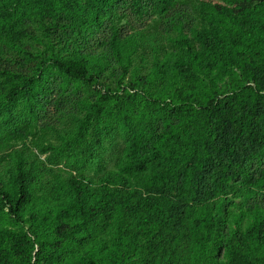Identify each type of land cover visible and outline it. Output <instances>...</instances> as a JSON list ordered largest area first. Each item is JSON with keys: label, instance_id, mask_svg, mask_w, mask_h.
I'll return each instance as SVG.
<instances>
[{"label": "trees", "instance_id": "16d2710c", "mask_svg": "<svg viewBox=\"0 0 264 264\" xmlns=\"http://www.w3.org/2000/svg\"><path fill=\"white\" fill-rule=\"evenodd\" d=\"M173 1L0 0V57L6 47L34 60L14 43L29 23L48 50L30 76L0 68V141L21 134L17 100L31 115L45 102L50 73L63 91H92L60 144L40 147H52L47 164L8 146L0 264H264V204L233 198L264 193V0L254 18L199 2L197 27L183 34L176 20L159 58L153 33L126 28ZM91 39L105 50L89 58ZM148 44L146 74L123 80ZM108 56L120 72L97 89ZM115 131L114 166L86 178L79 168Z\"/></svg>", "mask_w": 264, "mask_h": 264}, {"label": "rangeland", "instance_id": "374dc122", "mask_svg": "<svg viewBox=\"0 0 264 264\" xmlns=\"http://www.w3.org/2000/svg\"><path fill=\"white\" fill-rule=\"evenodd\" d=\"M202 2L208 4L209 6L215 7L218 12H228L230 15H249V17H255L259 14L261 6L259 0H174L171 7L164 13H152L150 15H143L141 19H130V26L126 28V32H131L132 30H137L138 28L141 32L150 37H157V46L159 47V58L163 52L169 51L171 48L170 37L177 35V29L174 26V22L179 20L182 27L181 32L183 34H188L191 30L197 27L198 22V3ZM126 24V18H125ZM26 34L20 37V40L14 42L18 47L24 50L26 53L31 54L34 60L27 62L24 59L22 52L15 51L14 49L4 48L2 56L0 57V68L5 67L13 72H19L26 76L36 72L37 64L40 57L47 53L45 44L42 40L38 38L41 37V32L39 28H35L33 23H29L25 27ZM68 32L66 27H59L54 31V35L59 36L61 39H65V34ZM42 39V37H41ZM96 39L90 40L86 47L81 48L83 52L86 53L87 57L92 58L94 55L98 56L105 50V45H96ZM106 43V42H105ZM151 46L145 45V48H140L130 61L128 71L125 74L123 80H128L129 77L135 74L142 75L146 74L148 71V66L151 61L150 54ZM47 50V51H46ZM138 55L142 56V61L138 59ZM107 57V55H104ZM112 58L108 56V62L101 68V78L97 89L108 85L109 87L115 86L116 77L119 75L120 68L111 60ZM47 98L45 102L37 106L34 110V115L29 114L26 111V106L23 105V100H17L18 103L15 105L23 112L24 117L20 116L23 120L24 126L21 127V134L14 135L11 139H4L0 141V174L4 176L5 169L10 166L11 163H6V152L10 144H15L20 146L23 142L26 146L24 151L30 156H36L40 158L44 164L45 155L50 151L52 147H47L44 152L40 151L41 146H46L52 144L57 146L60 144V140L57 137V133H64L65 130L69 129L74 123L72 115L80 114V105L86 99L91 97L92 91L88 88L81 87L75 91L69 86L65 85L63 91L62 87H57L58 79H55L53 73L49 74L43 82ZM219 86H223V82H219ZM1 95V91H0ZM89 139V135H87ZM122 145V137L115 131L111 134V139L103 140L101 147L94 151L96 156L90 157L87 163L79 168V172L82 173L86 178H95V176L101 174L104 168L114 166L115 155L118 157L119 148ZM70 172L69 169L58 168L57 173L62 177ZM76 173V172H75ZM48 172L45 173L44 177H48ZM41 182V181H40ZM39 182V183H40ZM43 188L44 186H40ZM39 188L38 193L42 191ZM235 202H241L245 200L247 202H257L258 204H264V193L262 191L256 192L255 195L248 198L240 196L239 194L234 195ZM48 202L45 199V204ZM43 204V203H42ZM0 218L3 219L2 223L6 222L5 217L0 211Z\"/></svg>", "mask_w": 264, "mask_h": 264}]
</instances>
